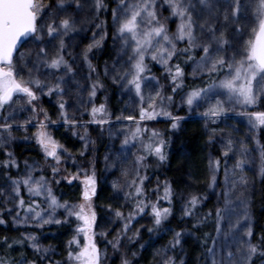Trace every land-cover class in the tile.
<instances>
[{
	"label": "snow or ice",
	"instance_id": "obj_1",
	"mask_svg": "<svg viewBox=\"0 0 264 264\" xmlns=\"http://www.w3.org/2000/svg\"><path fill=\"white\" fill-rule=\"evenodd\" d=\"M114 2L111 24L114 47L117 42L119 47L115 48V57L110 58L111 64L105 61L103 77L110 78L111 83L124 92L134 93L139 109L138 118L123 113L116 116L117 121L134 122V128L125 130L122 151L117 159L126 155L130 147L138 144L139 148L133 153L135 158L129 162L130 166L122 168V182L112 183L114 192H123L124 205L131 204V208L125 216L119 208L113 213L109 205L108 212L114 214L121 226L107 243L114 252H119L123 238L127 237L132 242L140 235V229L128 235L137 217L150 215L152 226L147 231L156 233L173 214L171 205L175 193L172 185L165 181L161 196L158 181L157 188L151 190L156 192L155 201L150 199L145 185L149 180L146 174L149 157H154L160 164L165 163L171 136L166 138L164 133L149 129L145 122L162 117L170 122L169 133L180 130L185 117L174 115L169 106L174 101V94L184 86V65L191 64L193 77H206L205 86L188 91L181 99V106H186L190 114L204 108L199 114L208 131L207 143L221 145L219 156L208 155L207 188L215 191L222 165L224 188L217 193L214 211L209 209L206 213L198 209L209 198L208 195H189L183 204L181 219L192 221L191 230L169 229L171 238L156 250L154 261L159 257L158 264H188L184 246L186 238L194 236L199 245L195 264H257V261L264 264V229L257 237L251 211L250 181L245 175L249 164L247 144L243 140H234L230 132L222 136L221 141H216L214 138L222 135L224 130L210 127L238 105L240 111L237 115L247 118L250 134L255 129L264 128V111L249 110L264 105V0ZM108 9L107 0H55L54 3L0 0V151L5 157L0 160V169H3L6 182V187L0 188V197L3 198L0 201L3 205L0 207V225L7 227L5 213L12 218V226L17 229H43L45 225L62 226L75 221L62 259L53 260L57 249L53 245L44 246L40 235L29 231L12 239L6 235L0 237V249L6 250L5 256H0V264H103L96 237L100 235L106 239L108 233L95 230L99 226L93 200L98 184L95 163L91 164V174L86 169H78L75 174L69 173L70 179L63 177L69 184L80 180L83 189L80 202L61 203L50 186L51 181L37 163L25 160L24 171H19V162L9 150V145L16 140L14 132L22 130L24 140H35L43 153L44 163L51 168L52 179H55L67 149L48 131L49 123L54 122L47 111L37 108L41 96L57 97L59 117L70 129L84 128V134L78 137L84 141L80 156L88 151L90 143H95L88 138L87 125H99L103 131V126L111 123L107 105L96 104L97 93L105 88V84L92 62L96 55L94 49H102L108 35L107 19L100 20L101 12ZM82 13L83 18L78 19ZM97 20L100 22L95 23ZM86 24L93 25L90 41L79 52L68 51L66 38H71L75 47L73 34L89 30L82 27ZM26 44L31 47L20 51ZM149 60L160 65L163 77L172 86L171 95H164V85L152 74ZM84 69H87L86 77ZM84 92H87L86 102ZM72 97L88 112L89 120L81 123L69 117L68 108L72 106L69 99ZM17 104L18 107H13ZM88 105H91L90 110ZM26 111L31 113L29 118L17 122V113ZM41 112L43 120L39 119ZM33 121H36L34 125ZM29 125L36 128L32 136L27 135L31 130ZM73 135H78V132L73 131ZM237 144L240 145L239 151L235 147ZM233 157L235 160L229 168L228 161ZM67 158L76 163L71 154ZM108 159L106 156L105 160ZM107 166L115 167V162ZM12 169L17 170L16 176L12 175ZM142 169L145 174L141 173ZM37 171L41 173L38 178L34 176ZM81 171L83 179H80ZM258 175L264 182V146L260 147ZM55 182L59 184L60 180ZM24 193L27 194V202ZM161 200L169 206H162ZM8 204L13 207L9 208ZM59 209H63V219L56 215ZM208 225H214V229L196 236L202 226ZM140 247L144 249L145 245ZM27 249L32 250L31 258L26 255ZM13 251L19 252L18 258H6ZM169 252L172 255H168ZM137 255V252H132V257ZM121 264H133V260L125 255L121 257Z\"/></svg>",
	"mask_w": 264,
	"mask_h": 264
},
{
	"label": "trees",
	"instance_id": "obj_2",
	"mask_svg": "<svg viewBox=\"0 0 264 264\" xmlns=\"http://www.w3.org/2000/svg\"><path fill=\"white\" fill-rule=\"evenodd\" d=\"M52 1V0H48ZM114 0H107L109 4V9L107 12H101L100 20L107 19L108 26V35L104 41V47L102 49L96 50V55L92 58V62L97 66L98 71L103 79L105 84V88L103 90L98 91L96 104L105 103L107 105L108 111L110 113V120L113 121L114 117L111 115V106L114 101V97L116 94V89L114 85L107 79L103 77L102 74V66L109 50V45L111 42V8ZM99 23L100 21L97 20ZM172 27V25H171ZM92 34V33H91ZM76 41V46L73 47V41L71 38H66L67 43L69 45L68 51L79 52L82 50L85 45L90 41V34H82L76 33L73 34ZM71 59V57H66ZM152 74L155 75L162 85H164V95H171V85L162 75V69L160 65L155 64L152 61H148ZM183 64V61H181ZM191 64L184 65L185 68V79L184 86L182 89H178L177 93L174 94V101L169 106V110L173 112L174 115H179L185 117L183 121H181V128L179 131L173 133H169V124L170 122L160 117L154 121H146L145 125L149 129H156L165 134L167 138L169 135L171 136L170 144L167 147L168 152V160L160 164L155 160L154 157H149L147 163L149 167L147 169L146 174L149 177V180L145 182L146 189L149 190V197L151 200H156V192L151 191L157 188V182L159 181V195L163 196V184L165 181H168L174 190L175 195L173 196V204L171 205L173 214L169 217L167 221L164 222L162 229L156 233H149L147 231L148 227H151L152 217L150 215H146L144 217H137V221L133 222V226L130 229L128 235L131 236L136 229H140V235L135 238L134 241L129 242L127 237L123 238V246L121 247L119 252H114L111 245L107 242L111 240L117 231H119L121 222L116 220L114 217L113 223L107 232V238L103 236L96 237L98 246L103 250V264H121V257L127 256L128 258L133 260V264H146L144 257L147 253L148 247H162L167 244L168 240L171 238V231L169 229H176L177 231L182 228H188L191 230L192 221L189 218L181 219L182 214L178 215V206L179 200L183 197L188 198L190 194H196L198 196H203L205 194L208 195V199L200 205L198 209L199 212L206 213L209 209H215L217 205V193H220L224 188V169L223 165L221 166V171L218 174V186L215 188V191H211L207 188V181L209 179V175L207 172V161L208 155L211 153L214 157L219 156L221 145L220 143H215L213 145H209L207 143L208 140V131L205 128V123L199 118H190L191 114L187 112L186 106H181L182 97L190 91L193 87L197 86H205L206 77H197L191 78L188 75ZM43 71V70H42ZM83 75L86 77L87 69H84ZM79 78V77H78ZM85 84L86 81H82ZM85 102L87 101V92L83 93ZM74 99V100H73ZM167 104V101H165ZM69 104H76L75 97L69 99ZM18 106V105H16ZM13 105V107H16ZM38 109H43L51 115V121L54 123H58L56 126L49 127L51 130V135L54 139H56L67 151L74 152L79 148V153L84 147V141L80 140L78 137L66 136V128L70 129V126H66L63 123V119L59 117V108L57 106V97L53 96L49 98L48 96L43 97L36 104ZM90 110V107H88ZM71 107L68 108L69 117L78 120L79 122H85L90 119L88 112L85 111V116L79 119L75 115V110H72ZM256 110L264 111V105L256 108ZM28 111L23 113H17V122H23V120L28 119ZM5 114V113H4ZM53 114L57 116H53ZM137 118L139 117V113L135 115ZM39 119L43 120V113H39ZM225 120V119H224ZM223 120V121H224ZM115 126H122V128L127 129L128 127L134 128V122H119L105 124L103 126V131H101V127L96 124H88V138L90 141H94L95 143H90L88 146V151L85 152L84 156H80L79 153L75 155L76 162L81 167L91 169V164L95 163V174L98 181L97 184V195L96 202L103 200L107 201V205H110L114 211L116 209H120L124 212L125 216H127L128 211L131 208V204L124 205V196L123 192H114L112 188V183L114 181L122 182L123 178L121 176V170L123 167L130 166L129 162L134 160L133 153L137 152L139 145L137 144L135 147H130L131 151L126 153L124 156H120L119 159L117 157L121 152L114 155L110 162L105 160V157L108 154L109 148L112 144V131ZM212 128H217L218 130L223 129L222 135H217L214 139L216 141H221L222 136H227L230 132L232 138L234 140L240 141L243 140L247 144L248 147V156H249V164L246 165L245 175L248 177L250 181V194H253L254 200L252 202L251 211L253 213V219L255 222V232L257 237L260 234L261 229H264V182L261 181L258 171L260 166V147L264 146V128H258L253 130V133H249V130H238L229 128L227 125L222 123V119H220L217 124L210 125ZM31 130L27 133L28 136L35 129L34 127H29ZM74 130V129H72ZM231 130V131H229ZM84 134L83 132L80 135ZM16 136V140L13 141L9 145V150L12 151L15 155V158L19 162L20 172L24 171V162L25 160H35L39 163V167L43 169V173L49 178L50 186L55 194V196L68 194L71 192L73 188L80 191L81 187L77 183L69 184L63 177H65L67 172V165L62 161L59 168L60 173L55 178L52 179V171L51 168L44 163L43 153L40 151L39 147L36 145L34 139L24 140L23 137L25 133L21 130L19 132H14ZM253 135L255 139H253ZM145 142H147V138L144 137ZM123 141V139H122ZM121 141V143H122ZM258 142V143H257ZM236 150L239 151L240 145L237 144ZM5 159L3 156V152L0 151V160ZM235 157L228 161V167L231 168ZM115 162V167H108V164ZM142 174L144 170H141ZM17 170L12 169V175L16 176ZM0 177L5 178L3 175V169H0ZM1 179V178H0ZM56 179L60 180V183L57 184L55 182ZM1 188V181H0ZM78 191V192H79ZM25 200L27 202L28 197L25 195ZM80 200V196H78L77 201ZM0 201H2L0 197ZM159 203L162 206H169L166 201L161 200ZM221 206H223V201H220ZM3 205L0 204V207ZM5 218L7 220V227L0 225V237L8 236L9 239L18 237L21 232H34L37 235H40V242L44 246L53 245L57 251L53 256V260L62 259L65 255V244L71 238L73 229L75 227V222L72 224L66 225H45L43 229L40 228H27L20 227L14 228L12 226V220L9 218L7 213H5ZM185 220L188 222L185 223ZM214 229V225L202 226L201 230L196 232V236H199L203 231H210ZM43 233V235H41ZM82 239V238H81ZM255 242V238H254ZM145 245L144 249H141L140 245ZM189 245L192 249H194L199 254V245L195 240L194 236H190ZM31 249L26 250V255L31 258ZM132 252H137L138 255L136 257H132ZM179 252V250H177ZM6 250L0 249V256H5ZM168 255H172L171 252ZM19 252L13 251L10 252L6 256L8 259L18 258ZM158 264V263H156ZM259 264V261H257Z\"/></svg>",
	"mask_w": 264,
	"mask_h": 264
},
{
	"label": "rangeland",
	"instance_id": "obj_3",
	"mask_svg": "<svg viewBox=\"0 0 264 264\" xmlns=\"http://www.w3.org/2000/svg\"><path fill=\"white\" fill-rule=\"evenodd\" d=\"M49 2L50 1L45 0V3H49ZM51 2L54 3L55 0H52ZM114 6H115V2H113L112 7H114ZM83 15L84 14L82 13L81 16L78 17V19L83 18ZM165 15H167V12H165ZM95 23H98V22L95 21ZM82 27H84L86 29H89V30L84 31V32H80V33H82V34H90L92 36V34H91L92 30L91 29L93 28V25L86 24V25H83ZM174 28H175V25L173 24L172 25V29L174 30ZM111 31H112V33H111V42H110V45H109V50H108L107 55L105 57V60L103 62L102 74H103V71H104L105 61H108L109 65H110L111 64V59L110 58H114L115 57V54H116L115 53V48L119 47V43L118 42L115 44V47H114L112 24H111ZM27 47H31V45L30 44H26L24 48L20 49V51H25V48H27ZM188 75L191 78L199 77V76L193 77V75H192V65H191V67L189 69ZM107 79L111 82L110 78H107ZM114 87L116 89V94H115L114 101H113L112 106H111V115H113L114 119L111 122L116 123V124L119 123V122H127V120L117 121L116 120V116L121 115V113H123V115H128V114L137 115V113H139V109L137 107V103H138L137 102V98L135 97L134 93L124 92L117 85H114ZM145 94L147 95V92ZM43 97H45V96H41L40 100ZM18 106H16V107H18ZM88 107H91V105H88ZM229 107H231V105H229ZM71 109L75 110V114H76L75 116L78 117L79 119L84 117L85 114H86L84 109L81 108L77 104H72ZM203 110H204V108L201 107L200 109L193 111L191 113V115L188 116V117H190V118H199L202 121H204L203 117L199 114ZM249 110L253 111V110H256V108L249 109ZM239 111H240V107L237 105L233 111H229L226 116L220 118V119H222V123L224 125H227L231 129H235V131H238V130H249L247 118L237 115V113ZM187 112H189L188 109H187ZM81 113H83V115H81ZM4 115H7V112H5ZM30 115H31V113H28V118H29ZM69 115L73 116V113H70ZM49 116L52 117L51 115H49ZM53 116L55 117L57 115L53 114ZM35 123H36V121H33V125ZM81 123H83V122H81ZM202 123H205V122H202ZM57 124L58 123H49V127L56 126ZM33 125H29V127H34ZM49 127H48V131L51 134V130H49ZM34 129L35 130L32 133H30V135H32L36 131L35 127H34ZM83 129H84L83 127H79L78 126L77 129L66 130L65 135L66 136H71L73 138V137L79 136L83 132ZM125 130L126 129L122 128V126H115L113 128V131H112L113 140H112V144H111V146L109 148V151H108V154H107V157L109 158L107 162H110L109 160H112L114 155H116L117 153L122 151V149H121V141H122V139H124ZM73 131H77L78 135L74 136L73 135ZM229 131H231V130H229ZM79 150L80 149L78 148L75 151V153L71 152V151H67V152L64 153L65 159L62 160V161L67 165L68 174L65 177H68V179L71 178L69 176V173L75 174L78 169H86V168L81 167L80 165H78L77 162L73 163L72 159L67 158V157H69V154H71V156L75 158V155L77 153H79ZM130 151H131V149H128L126 151V153H129ZM75 161H76V158H75ZM28 162L29 163H37L39 165V163L37 161H35V160H28ZM86 170H88V169H86ZM88 172H89V174H91V170L90 171L88 170ZM40 174L41 173L39 171H37V172L34 173V176H36L38 178ZM83 175H84V173H83V171H81L80 172V179H83ZM0 178H1L0 179L1 188L6 187L5 178H2V177H0ZM65 180L68 182L67 179H65ZM72 183L79 184L80 187H81L80 191L75 189V188H73L71 190V192H68V194H63V195L61 194V195L57 196V199L61 203H63L64 201H68L70 204L80 202V200L77 201V199H78V196H81L83 185L81 184L80 180H73ZM25 195L27 196L26 193H25ZM250 195H251V200L253 202L254 196H253V194H250ZM95 198H96V196L93 197V200H94V203H95V206H96V209H97L98 225H99L95 230H96L97 233L108 232L110 227H111V225H112V223H113V220H114V214H113L114 213V209L112 208L113 209V213L108 212L109 205H107V201L104 202L103 200H101V201L99 200V201L96 202ZM1 199H3V198L1 197ZM186 199L187 198L183 197V198H181L179 200L178 215L182 214V207H183V204H184ZM7 206L9 208L13 207L12 204H8ZM251 206H252V204H251ZM44 207L46 208V205H44ZM56 215H57L58 218L63 219V217H64L63 209L57 210ZM9 218L12 220V218L10 216H9ZM98 236H100V235H97V237ZM189 242H190V236L186 238V243H185V246H184L185 258L188 261V264H195L197 253H196V251L194 249L191 248V246L189 245ZM98 248L100 249V251L102 253V256H103V250L104 249L102 250L99 246H98ZM157 249H160V247H148L147 253L145 254V257H144V260H145L146 264H156V263L159 262V257H157L156 260L154 261V255H155Z\"/></svg>",
	"mask_w": 264,
	"mask_h": 264
}]
</instances>
